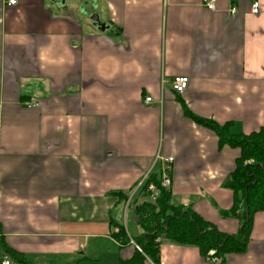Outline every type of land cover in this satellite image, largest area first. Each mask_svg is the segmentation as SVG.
Masks as SVG:
<instances>
[{
  "label": "crops",
  "instance_id": "1",
  "mask_svg": "<svg viewBox=\"0 0 264 264\" xmlns=\"http://www.w3.org/2000/svg\"><path fill=\"white\" fill-rule=\"evenodd\" d=\"M63 1L0 0V254L128 262L137 249L126 222L132 214L137 224L143 199L125 204L147 172L162 169L157 156L173 159V205L237 234L236 219L213 218V203L221 213L232 205L226 183L238 151L219 148L184 112L235 135L264 128V14L251 15L250 0H217L215 11L201 0ZM89 8L107 29L93 26ZM174 77L188 78L181 95ZM197 197L209 198L200 207ZM115 224L128 243L112 236ZM102 240L115 251L91 247ZM158 264L213 263L161 239ZM220 264H264V212L252 216L244 250Z\"/></svg>",
  "mask_w": 264,
  "mask_h": 264
},
{
  "label": "trees",
  "instance_id": "2",
  "mask_svg": "<svg viewBox=\"0 0 264 264\" xmlns=\"http://www.w3.org/2000/svg\"><path fill=\"white\" fill-rule=\"evenodd\" d=\"M184 113L193 123L211 130L217 137L219 148L228 146L238 151L234 170L226 183L232 192V205L221 214L236 219L239 231L233 236L221 233L190 208L173 205L170 190L159 185L158 173H151L137 193L143 202L133 210L143 231L133 242L141 252L136 251L134 258L121 264H142L144 258L158 264L161 239L177 245L194 246L202 257L207 256L210 250H214L217 256L242 252L249 236L252 216L264 212V128L249 135H235L229 132L228 125L219 126L187 111ZM150 183L158 190L154 204L147 201L146 187ZM122 201H126V197H122ZM114 227L117 231L112 236L122 245L128 243L124 226L115 224ZM157 238L159 241H156ZM6 253L17 264H32L12 251L6 250Z\"/></svg>",
  "mask_w": 264,
  "mask_h": 264
},
{
  "label": "built area",
  "instance_id": "3",
  "mask_svg": "<svg viewBox=\"0 0 264 264\" xmlns=\"http://www.w3.org/2000/svg\"><path fill=\"white\" fill-rule=\"evenodd\" d=\"M216 2H217V0H201L202 6H204V8L207 9L208 11H215L216 10ZM6 3H7V5L12 6V5L17 4V0H6ZM235 12H236L235 7L231 6L229 8V13L234 14ZM249 13L253 16H258V15L264 14V8H262V0H250V2H249ZM187 84H188V78H186V77H174L170 82V88L175 94L181 95L186 90ZM151 101H152L151 97H145L144 98L145 104H149V103H151ZM23 106L28 108V109H31V108L37 107L38 104L33 103V102H24ZM156 158H157V160H161L164 164L162 169L158 173V183L161 187H163L165 189H170L171 179H170V172L169 171H170V164L172 163L173 159L172 158L162 159L159 156H157ZM149 175H150V173L147 172L143 176V179L140 182V184L138 185L136 191L126 201L125 207H128V205L130 203V199L134 195H136V198H139L137 195L138 190H139L140 186L142 184H144V182L146 180H148ZM146 192L148 194L147 201L154 204L155 199L158 195V190L156 189L155 185L153 183H150L146 187ZM140 199H142V198H140ZM142 202L135 203L134 208L136 206L140 205ZM156 241H158V239ZM135 248L137 249L138 252H141L140 248L137 247L136 245H135ZM207 259L213 264H220L222 262V256H219V255L217 256L215 254L214 250L208 251ZM0 264H17V263L15 261H13L8 254L2 253V254H0Z\"/></svg>",
  "mask_w": 264,
  "mask_h": 264
},
{
  "label": "rangeland",
  "instance_id": "4",
  "mask_svg": "<svg viewBox=\"0 0 264 264\" xmlns=\"http://www.w3.org/2000/svg\"><path fill=\"white\" fill-rule=\"evenodd\" d=\"M70 7H71V5H69V8H70ZM208 198H209V197H206V198H203V199H202V198L197 197L196 200L200 202V205H199V206H200V207H203V205H204L205 203H207ZM213 205H214V213H215V217H213V216L211 215V213H209V214H210L213 218H217V219H218V222H220V220L224 219L223 216H222V214H221V210H222V208L219 207L218 205L214 204V203H213ZM183 209H186V207H184ZM126 227H127V229H128V234H129L130 238H135V239H137V237L139 238V237L143 234V231H142V229L140 228V226L134 222V216H133L132 214H129V218H128L127 222H126ZM157 239H158V238H157ZM158 241H159V239H158ZM106 246H108V247L111 249V253L115 251V246H114V244L111 245V243H109V242H107V241H103V240H102L101 243H96V244L91 245L92 248H97V249H99V250H100L99 253L102 252V253H104V254L106 253V252H105V248H106ZM106 259H107V258H104V261H105ZM107 261H108V260H107ZM103 263H104V264H107V262H102L101 264H103ZM94 264H96V263H94Z\"/></svg>",
  "mask_w": 264,
  "mask_h": 264
},
{
  "label": "water",
  "instance_id": "5",
  "mask_svg": "<svg viewBox=\"0 0 264 264\" xmlns=\"http://www.w3.org/2000/svg\"><path fill=\"white\" fill-rule=\"evenodd\" d=\"M61 2L63 3L64 1L61 0ZM86 16L92 22L93 26L97 27L99 30L102 31L108 28L105 23L99 20L98 15L92 12L91 8L86 9Z\"/></svg>",
  "mask_w": 264,
  "mask_h": 264
}]
</instances>
